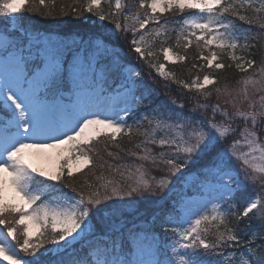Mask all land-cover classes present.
I'll use <instances>...</instances> for the list:
<instances>
[{
  "label": "snow or ice",
  "instance_id": "1",
  "mask_svg": "<svg viewBox=\"0 0 264 264\" xmlns=\"http://www.w3.org/2000/svg\"><path fill=\"white\" fill-rule=\"evenodd\" d=\"M254 2L139 0L132 11L124 0H114V6L113 0H84L82 5L74 0L71 11L77 17L83 11L109 21L111 32L129 44L138 60L163 80L195 93H179L193 102L190 114L175 97L161 99L141 71L124 62L128 53L117 51L103 33L68 42L24 27L0 30V261L264 264V233L246 239L240 227L256 222L264 228V57L259 64L248 58L256 47L250 41L264 37V0L258 7ZM55 4L39 0L41 8L49 9L40 15L53 16ZM29 6L30 0H0V18H19ZM249 9L255 15L246 14ZM191 10L195 13L183 19L175 47L187 52L195 45V59L202 63L192 68L209 72L189 83L152 61L158 52L173 65L188 60L163 46L170 29L160 17ZM238 49L246 55H237ZM224 55L232 63L226 65ZM233 66L240 73L255 70L234 85L216 86L213 71ZM214 94L217 102L209 103ZM134 137H141L134 145L140 151L128 154L141 163L110 164L95 147L107 141V155L119 158L108 144L125 151L118 141ZM229 137L235 138L223 147ZM202 160L207 163H198ZM146 163L164 175H152ZM106 165L120 178L105 175ZM85 169L96 181L83 180L87 194L65 193L61 184L77 193L71 181L86 177ZM185 185L193 191H184ZM165 190V207L149 213L151 219L139 208L127 211L141 203L137 196ZM249 192L238 211L237 194Z\"/></svg>",
  "mask_w": 264,
  "mask_h": 264
},
{
  "label": "trees",
  "instance_id": "2",
  "mask_svg": "<svg viewBox=\"0 0 264 264\" xmlns=\"http://www.w3.org/2000/svg\"><path fill=\"white\" fill-rule=\"evenodd\" d=\"M127 1L129 3V8L132 11H135L138 4H139V0H127ZM48 2L50 5V0H48ZM83 3H84V0H81V5ZM73 5H74V0H56L55 8L53 9V16L48 17L46 15L41 16L40 13L42 11L47 13V11L49 9L41 8L39 6V0H30V6L27 7L24 12L20 13L21 23L25 26H31V27L34 26L35 30H40V31H44V30L45 31L46 30L69 31V32L84 31L81 34L84 35V38L82 37V39H85V40L88 39L85 37H87V35H89L90 32H93V33L98 32V31L104 30L107 27L106 23H104V27L102 29V25L100 24V22H98L97 18L93 14H89V13L81 11L79 16L77 17L71 11ZM113 6H114V0H113ZM258 6H259V0H255L253 7H258ZM50 7H51V5H50ZM62 8L64 9L63 11H61ZM104 8L106 11L109 10V4L107 2L104 4ZM33 9H34V11H33ZM191 13H192V10L186 11L183 14H180L179 12H171V13H165L163 15V17L161 16L162 24L165 21L168 22V28L170 29L168 36L174 35L176 37L177 31L179 30L180 25H181L180 21L182 19L186 18L187 16H189ZM246 14H248L249 16L255 15V13L251 9H249ZM261 15H264V14H261ZM116 18L117 19L121 18L123 20L122 17H116ZM169 18H172V19L169 20ZM122 20H121V22H123ZM237 23L241 24L245 28L249 27L248 25L243 24L242 22L237 21ZM172 29H175L176 31H172ZM108 36L112 38L111 44L113 47H115L117 49V51L122 50L123 52H128V53L132 54L133 56H136L135 54H133L131 52L129 44L125 43L123 38L117 39L116 34L112 33V32H108ZM131 38H132L131 34H130V36L128 35L127 39L129 41L131 40ZM250 43H256V47L251 49L252 55L248 58L255 59L257 61V64H259L260 59L262 57H264V37H261L260 41L258 43L255 41H250ZM181 48L183 49V47H181ZM182 52H183V55H186L188 57V60L185 63H180V64H176V65L172 66L174 73H176L177 79L185 80V81L190 83L195 76L199 75L200 77H203V75H205L209 72V70L207 68H205L203 71H198L196 68H192L193 63H197V64L202 63V61H198L195 59V57L197 55V49H196L195 45H193L192 48L188 49L187 52H185L184 49L182 50ZM205 54H207V53H205ZM242 54L246 55V53H243V52H242ZM222 60L226 65L232 63L228 59L227 55H224L222 57ZM146 69L148 70L147 78L149 80V84L155 85V88L158 89L159 92L162 91L167 95L170 92H175L174 95H176V97L181 99L180 101L183 102L185 105L184 109L187 110V112L190 114L191 109L193 108V102L188 101L186 99H183L179 95V93H183L185 97L186 96H195L196 94L186 92L184 89L180 88L179 85L174 84L171 81L163 83V85H161L162 79L161 78H159L157 80L154 79V75L152 74L153 69L148 68V67ZM254 70L255 69H250L248 73H240L233 66L231 68H225L224 70L219 71V72L213 71L212 74L217 76L219 79V84L216 86L223 87L225 84L233 85L236 82V80H238L241 76L250 75L251 72ZM152 79H153V81H152ZM148 80H146V81L148 82ZM165 85H168V88H165ZM216 86H210L209 90H212V88L216 87ZM160 97H163V95L161 94ZM222 100H223V97H221V101H220L221 104H222ZM208 102L209 103H216L217 102L215 94L213 95V97ZM204 115H207V114L204 113ZM207 116H209V115H207ZM140 139H141V137H134L133 141L129 142V140L127 138H121L118 141V143L120 144L121 148L125 149V151H121L120 148H116V147L112 146L111 144H108V150L112 151L114 153H118L119 158L110 157L107 155V153L104 150V144L108 143L107 141H102V143L96 144L95 147L99 151L100 156H102L103 159L110 164L117 165V166L122 165V164H125V165L137 164V163H141V161H138L136 159V157L129 155L128 150L140 151L139 149H136L134 146L135 143L138 142ZM155 150L159 151V149H155ZM94 160L99 162V157L94 156ZM146 167L149 169V171L151 172L152 175H155L157 177L164 175L163 172L153 169L152 165H150V164L146 163ZM194 169H193V171H198V170H194ZM84 171H85V173H87L86 177L82 176V175H77L76 179L74 181H71L72 183L75 184V186L77 188V193H73L72 189L68 188L66 186V184L60 185V187L63 189V191L64 192L67 191L70 193L72 192L73 194H78V192L80 190H83L87 194L88 190L86 188H83V189L81 188L83 180L85 178H87L88 180H90L94 183L96 181H95V178L91 175V173H89L88 169H85ZM94 171L96 172V174H100L101 169L96 168V169H94ZM185 171H187V169ZM103 172L105 175H109V176L114 175L117 179L120 178L118 174L112 173L111 170H109L107 168V165L105 166V169L103 170ZM255 191L257 193H259V191H260L259 186H257ZM165 193H166V190H165V192H161L160 194L155 195L154 198H151L149 196V194H151V193H145L143 196H137L136 199L141 201V203H138L134 207H129L127 209V211L129 213H132V212H134L135 208L145 209L146 212L148 211L147 212L148 219H151L152 217H151V215H149V213L159 214L161 211V208L165 207L164 201L161 200V196L165 195ZM249 195H251L250 192L237 194L236 203L241 206V208H238V211L242 210V205ZM176 198H178V195H176ZM171 203H172V201L169 200L168 205H170ZM142 214L145 215L146 213L143 212ZM240 227L246 233V236H245L246 239L251 237L252 233H264V228H261L260 225L256 222H253L252 225L247 227V228L244 227V222H242ZM49 246L50 245H46L45 247L49 248ZM43 250L44 249H41L40 251L43 252Z\"/></svg>",
  "mask_w": 264,
  "mask_h": 264
},
{
  "label": "rangeland",
  "instance_id": "3",
  "mask_svg": "<svg viewBox=\"0 0 264 264\" xmlns=\"http://www.w3.org/2000/svg\"><path fill=\"white\" fill-rule=\"evenodd\" d=\"M128 6H129V3H128V1L127 0H125L124 1ZM126 11H127V9H126ZM144 11H146V9H142L141 10V13H143ZM195 13V10H192V13L190 14V16L191 15H193ZM17 16L19 17V18H13V19H9V18H0V30H4L5 28H8V29H11V28H13V27H16V28H19V27H24V28H27L28 30H30V31H33V30H35L34 29V26H25V25H23L22 23H21V19H20V15L19 14H17ZM163 17V16H162ZM189 17V16H188ZM121 19V18H120ZM170 19H172V18H169V20ZM98 20V19H97ZM122 20V19H121ZM123 21V20H122ZM160 21H161V17H160ZM182 21L183 20H181L180 21V23H182ZM98 22H100V24L104 27V23H106V25H107V27L104 29V30H101V31H98V32H90V34L89 35H87V37H85V38H88V39H82V37L84 38V35L83 34H81V33H83L84 31H81V32H75V31H73V32H69V31H51V30H44V31H40V30H35V31H39V32H43V33H46V34H52L53 36H56V37H59V38H61V39H64V40H66V41H68V42H71V41H73V40H75V41H80V40H84V41H87V40H89L90 38H92V37H94V36H96V35H100L101 33H103V35H104V38L106 39V40H109L110 42H111V37H109L108 36V32H111V29H112V25L111 24H109L110 22L109 21H99L98 20ZM162 23V22H161ZM180 25V24H179ZM181 26V25H180ZM103 27H102V29H103ZM156 27V25H154V24H149V26H148V28H155ZM108 29V30H107ZM147 30V29H146ZM93 33V34H92ZM81 34V35H80ZM129 36H130V34H129ZM177 37V36H176ZM176 37L174 36V35H171V36H168L167 37V43L166 44H164L163 46H165V47H173V50L174 51H176V52H179L181 55H183V52H182V48H176L175 47V44H176ZM243 41H241V43H242ZM181 43H183V41H181ZM161 47V44H160V41L158 40L157 42H156V45H155V48L156 49H159ZM121 51V50H120ZM128 53V52H127ZM237 55H243L242 54V52L238 49L237 50ZM125 63H130L133 67H136V68H138L140 71H141V73H142V75L144 76V79L145 80H148V78H147V75H148V70L146 69L147 68V66H146V63L144 62V61H140V60H138L137 59V56H133L132 54H130V53H128V58L124 61ZM153 63H164L165 65H166V69L168 70V71H171V72H174L173 71V64H171V63H168V62H166L165 60H164V57H163V54L162 53H157V57L152 61ZM149 68V67H148ZM152 74L154 75V79L155 80H157V79H159V78H161L156 72H155V70L153 69V72H152ZM202 78V77H201ZM162 79V78H161ZM152 81H153V79H152ZM166 82H169V81H165V80H163L162 79V81H161V85H163V83H166ZM148 83H149V80H148ZM235 84V83H234ZM233 84V85H234ZM154 87H155V85H154ZM174 93L175 92H170L168 95L167 94H165L164 92H160V94H162L163 95V97H160L161 99H164V98H166V97H175L176 99H177V101L178 102H181L180 100L181 99H179L178 97H176V95H174ZM223 106V105H222ZM185 108V107H184ZM190 109V108H189ZM184 111V113L185 114H189L188 112H187V110H183ZM207 115H209V117L211 116V112H207L206 113ZM136 116H137V118H139V114H135ZM195 115H197V117H199L201 114L200 113H195ZM128 123L129 124H132L133 123V119L132 118H128ZM237 135H238V133H237ZM235 137H229V140H228V142L227 143H225L224 145H223V147H227L228 146V144L229 143H231V141H232V139H234ZM198 163H207V160H202V161H200V162H198ZM194 170H199L198 169V167L197 168H195ZM179 191H180V189H179V187L176 189V193L174 194V195H176V194H178L179 193ZM184 191H186V192H191V191H193L192 189H189L188 188V186L187 185H185L184 186ZM65 193H70V192H67V191H65ZM70 194H73L72 192L70 193ZM73 195H77V194H73ZM149 196L151 197V198H154L155 197V195L153 196V195H151V194H149ZM158 197V196H157ZM140 211H141V213H146L145 215H147V212H146V210L145 209H140ZM50 247H52L51 245L49 246V248ZM44 251V250H43ZM21 255H23V253H21ZM37 255H39V253L37 254ZM30 258V257H29ZM0 264H7V262L6 261H0Z\"/></svg>",
  "mask_w": 264,
  "mask_h": 264
}]
</instances>
